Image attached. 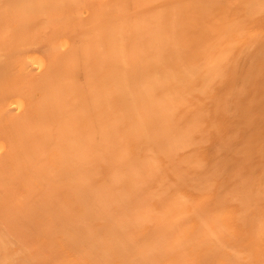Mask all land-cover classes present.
Here are the masks:
<instances>
[{
    "label": "bare ground",
    "instance_id": "obj_1",
    "mask_svg": "<svg viewBox=\"0 0 264 264\" xmlns=\"http://www.w3.org/2000/svg\"><path fill=\"white\" fill-rule=\"evenodd\" d=\"M9 2L0 8V264H264L262 131L261 144L244 137L260 145L250 148L255 170L247 147L231 145L244 139L239 123L226 144L238 153L221 137L264 84V0ZM256 98L246 105L264 104ZM211 139L226 153L214 141L206 151ZM204 150L224 167L207 168ZM233 153L260 174L257 185L241 165L228 173ZM94 165L108 169L97 189ZM236 176L242 189L222 193ZM32 189L57 201L36 200L44 208L34 201L31 213L48 238L20 221L33 220ZM29 230L52 240L36 243Z\"/></svg>",
    "mask_w": 264,
    "mask_h": 264
},
{
    "label": "rangeland",
    "instance_id": "obj_2",
    "mask_svg": "<svg viewBox=\"0 0 264 264\" xmlns=\"http://www.w3.org/2000/svg\"><path fill=\"white\" fill-rule=\"evenodd\" d=\"M4 1H7V2H4ZM9 1H11V0H0V8H1V7H2V8H5V7H3V4H4V6H7L8 4H11V2H9ZM8 2H9V3H8ZM1 3H2V6H1ZM5 4H6V5H5ZM2 17H3V16H2ZM0 18H1V17H0ZM3 18H4V17H3ZM0 20H1V19H0ZM0 22H1V21H0ZM1 23L4 24V20H2ZM1 23H0V26H2ZM263 77H264V76H263ZM260 78L262 79L261 76H260ZM257 80H258V79H257ZM257 80H256V81H257ZM253 82H254V81H253ZM253 82H252V83H253ZM257 82H260V79H259V81H257ZM262 82L264 83V78L262 79ZM256 84H257V83H255V85L252 84V86L254 85L253 87H256V86L258 85V84H257V85H256ZM250 85H251V84H250ZM260 85H262V83L258 85L259 87H261V88L259 89V91L261 90V92H259V95H257V94H258V92H257V94H256V95H257V98H256L255 96L252 97V96H253V93H254V95H255V93H256V90H254L255 92H253V89H257V88H253L252 86H251V87H252L253 89L250 87L252 90L250 89L251 91H249V92H247V91L244 92L243 95L246 94V95L248 96V94H250L251 92H253V93H251L252 95H249V97L253 98V100H254V98H256V101L259 100L258 98H260L261 95H263V97H264V94H263V92H264L263 90H264V89L262 90V87L264 88V86H263L264 84H263L262 86H260ZM220 89H221V88H220ZM257 90H258V89H257ZM218 91H219V90H218ZM225 91H227V90H226L225 87H223V89H221V91H220L221 93H220V92H219V93L216 92V93H217L218 96H219V94H220V95H221V94L223 95L224 93H226ZM262 91H263V92H262ZM22 93L25 94V92H22ZM80 93H83V92H80ZM85 93H87V92H85ZM260 93H262V94H260ZM217 94H215V95H217ZM222 95H221V96H222ZM243 95L241 94V96H243ZM246 95H245V96H246ZM218 96H217V97H218ZM223 96H224V95H223ZM258 96H260V97H258ZM243 97H244V96H243ZM243 97H242V99H241V97H240L239 99L242 101L243 99H245V98H243ZM247 98H248V97H247ZM247 98H246V99H247ZM251 98L245 100V102H247L248 100H250V103H251V100H252ZM260 100H261V99H260ZM238 101H239V100H238ZM241 101H239L240 104H241ZM243 101H244V100H243ZM243 101H242L243 106H239V107H243V109L237 107L238 110H239L240 112L242 111V113H239V115H238V113H237V112H239L238 110H237V111L234 110V111H233L234 113L232 112L230 118H231L232 116H234V115H235V116H234V118L232 117L231 120H230L229 122L226 120L227 122L224 124L225 126L223 125V127H224V129H225L224 132H223V130H222L223 134H224V133H226V134H224L225 136L223 135V136H221V137H223V138L225 137V138H224V140H225L226 137L228 138V136H229L228 133L232 134V135L234 136V138H235V136H239V135L241 136L242 134H243V135L245 134L246 136H243V135H242V137L239 136V137H237V138L239 139V138L247 137V139H248V137L250 138V136H252L253 138L256 137V138H255V139H256V143H255V141H253V144L255 143L254 145H256V144H258V143L261 144V141H262L261 137L264 138V135H263V134H264V132H263V131H264V129H263V128H264V124H263L264 122H263L262 124H261V122H262L264 119L261 120V122H259V118L261 117V119H262V118L264 117V115H263V114H264V109H263L264 104L262 103V102H264V99H262V101H258V104L260 105V104L262 103L261 105H263V106H261V105L258 106L257 104L254 105V103L251 104V105H253L254 107L257 106V107L255 108V111H254V109H253L254 107H251V106H250V108H252V109H250V108H249V105H246V104H248V102L245 103V102H243ZM239 102H238V103H239ZM244 103H245V104H244ZM242 104H241V105H242ZM214 105H215V104H214ZM214 105H213V106H214ZM238 105H239V104H238ZM213 106H212L211 109H214ZM215 107H216V106H215ZM246 107H247V108H246ZM245 108H246V109H245ZM248 108H249L250 110H247ZM211 109H210V110H211ZM244 109H245V110H244ZM256 109H257V111H256ZM259 110H260V111H259ZM215 111H216V110H215ZM215 111H214V113H215ZM248 111H252V112L249 113ZM217 112H218V111H217ZM253 112H256L257 114H256V113L253 114ZM212 113H213V111H212ZM214 113H213V115L216 114V113H215V114H214ZM243 113H249V114H243ZM233 114H234V115H233ZM236 114H237V116H236ZM252 114H253V115H252ZM218 115H219V114H216V117H218ZM240 115H241V116H240ZM247 115H248V116H251V117H250L251 119H254V118H255V119L253 120V121H254L253 123L250 122L251 125H253V126H251V125L249 124V122H248V124H247V122H246V118L248 117ZM239 116H240V118H239ZM244 116H245V119H244L245 121H243ZM253 116H255V117H253ZM256 116H258V118H256ZM211 117L214 119L215 116L213 117L212 114H211ZM216 117H215V119H214V121H213L214 123H217V122H218V121L216 120ZM219 117H220V115H219ZM235 117H236V118H235ZM237 117H238V118H237ZM252 117H253V118H252ZM250 118L248 117V118H247V121H251ZM213 119H211V120H213ZM228 119H229V118H228ZM215 120H216L217 122H215ZM218 120H220V119H218ZM232 120H233V121H232ZM239 120H241V121H239ZM256 120H257V122H256ZM237 121H239V122H237ZM230 122H231V123H230ZM244 122H246L248 128L246 127V124H242V123H244ZM232 123H233L234 125H236V124L239 123L238 126L241 125V126L239 127V130L237 129L239 135H238L237 131H236V132H235V131H234V132H231V130L233 131V130H235L236 127H237V126L231 127V126H233V125H230V124H232ZM254 123H255V125H254ZM257 123H258V124H257ZM226 124H227V125H226ZM228 124L230 125L231 129L227 128L228 132H225V131H227L225 127H226V126H229ZM259 124H261V125L263 126V128H262L261 125H259ZM182 125H183V122L180 124L179 127H176V129H178V132H179L180 129L182 128V127H181ZM256 125H258L260 128L257 126V129H256V127H255ZM250 126L253 127V128H255V130H252L253 128H251ZM233 128H234V129H233ZM246 128H247L248 130L251 128V129H250V133H249L248 130H246ZM240 129L243 131V133H242V131L240 132ZM261 129H262V130H261ZM256 131H257V132H256ZM261 131H262V134L260 133ZM172 132H173V131H172ZM251 132H253V134H252ZM254 132H255V133H258V134H254ZM210 133H211V131H210ZM210 133H208V134H210ZM234 133H237V134H234ZM248 133H249V134H248ZM173 134H174V133H173ZM213 134H214V133H213ZM217 134H218V133H217ZM220 134H221V133H220ZM227 134H228V135H227ZM251 134H252V135H251ZM260 134H261V137L258 136V135H260ZM171 135H172V134H171ZM248 135H249V136H248ZM253 135H256V136H253ZM208 136H209V135H208ZM210 136H211V134H210ZM215 136H218V135H213L214 139H215ZM213 137H211V138H213ZM218 137H219V136H218ZM218 137H217L216 139H219V138H220V137H219V138H218ZM230 137H231V136H229V138H228V140H229L228 142H227V139H226V142H224V146H225V147H228V146H229V145H226V144H227V143L230 144L229 142L232 140ZM257 137H258V139H257ZM232 138H233V137H232ZM234 138H233V139H234ZM0 139L6 141V140H5L4 138H2V137H1ZM214 139H213V140L211 139V144H210V142L206 141V140H209V139H206V140H205V141L207 142V144H206L207 146H205V147H206V148H205L206 151H208V149H207L208 144L210 145L209 147L212 148V145H213V142H212V141H214V146H216V147H213V148L216 149V148L218 147V145H219L220 140H222V138H221L219 141H218V140L215 141ZM224 140H222V141H224ZM239 140H241V139H239ZM239 140L234 139V140H232L233 142L231 141V143H232V144H231L232 147H233V145L235 146V141H236V145H238V146L233 147V149H234V150H235V148H237V149H241L240 146H242V147H243V148H242L243 151L246 150V152H247V151L249 150V153H248V154L246 153V155L251 154V155H250L251 157H249V159H248V158L246 159V160H248L247 164H248L251 160H252L251 162L253 163V160L257 157V156L255 157V155H256V153H257L258 151H257V152H254V151H252V150H253V149L256 150L257 147H258V148L260 147V145H258V146L256 147V146H254L253 144L248 143V141H249L250 139H249V140H246L245 138L243 139V140H246L247 142H246V141H243V140H241V141H242V142H241V141H239ZM253 140H254V139H253ZM263 140H264V139H263ZM209 141H210V140H209ZM237 141H238V143H237ZM251 141H252V140H251ZM257 141H258V142H257ZM249 142H250V141H249ZM263 142H264V141H263ZM204 143H205V142H204ZM220 143H221V142H220ZM222 143H223V142H222ZM222 143H221V144H222ZM233 143H234V144H233ZM251 143H252V142H251ZM221 144H220V145H221ZM204 145H205V144H204ZM220 145H219V146H220ZM231 145H230V146H231ZM224 146H222L224 149L220 146V147H221V148L219 147L220 150L222 149V150L225 151L226 148H225ZM245 146L247 147L248 150L244 148ZM209 147H208V148H209ZM239 147H240V148H239ZM203 148H204V147H203ZM203 148H202V152H203ZM219 148H218V149H219ZM250 148H251L252 150H251ZM261 148H262V147H261ZM228 149L231 150V152H234L233 149H231V148H229V147L227 148V150H228ZM237 149H236L235 152L238 151ZM212 150H213V149H212ZM212 150H211V151H212ZM229 150H228V151H229ZM206 151L204 150L205 153H208V152H206ZM211 151L209 152V153L212 154V155H211V158H210V156H209V155H210L209 153H208V155H206V157L209 156V158L212 159V161H210V162H212V163H209V158H208V165H207V168H209L212 164L217 163V161H215V163H213V160H215L216 158H213L214 155H213V153H212ZM228 151H227L228 155H229V154L232 155V153H231V152H228ZM241 151H242V150H241ZM235 152H234V153H235ZM259 152H260V151H259ZM224 153H226V151H225ZM234 153H233V157H234V156H235V157L237 156V158H238V155H235ZM237 153H238V152H237ZM239 153H240V152H239ZM242 153H243V152H242ZM242 153H241V154H242ZM244 154H245V152H244ZM254 154H255V155H254ZM258 154H260V153H258ZM263 154H264V152H263ZM263 154L261 153L260 158L264 157ZM231 155L228 156V157L222 156V158L225 157L224 159L230 157L229 159H227V160H229V161H228V162H229L228 164H230V165H228V164L226 163V164L229 166V168H227L228 166L225 167V168H227L228 173L232 171V170H230V169H232V167H233V170H234V169L236 170V169H237L236 166H240V165H241V164L239 165V161L241 162V159H243V161H246L244 158H238L239 160L236 159L237 162H235V161H236V160H235V157H234V161H233V159H232L233 157H232ZM242 155H243V154H242ZM246 155H244V156L247 157ZM252 155H254V156H252ZM139 156H140V155H139ZM212 156H213V157H212ZM226 156H227V154H226ZM254 157H255V158H254ZM258 157H259V156H258ZM258 157H257V158H258ZM157 158H158V157H157ZM253 158H254V159H253ZM257 158H256V161H254V162H255V163H254L255 166H254V164H252V165H253L252 168H254L253 170H255V168L257 167V164H256V162H258V161H257ZM230 159H232V161H233L234 164L231 163ZM262 159H263V158H262ZM262 159H261L260 161H262ZM216 160H219V159H216ZM221 160H222V159H221ZM249 160H250V161H249ZM258 160H259V158H258ZM243 161H242L241 163H242V165L244 166L245 162H243ZM218 162H219V161H218ZM222 162H223V161H222ZM222 162H221L220 164H219V163H217V164H219V165L221 166V165H222ZM225 162H226V161L224 160V163H225ZM235 163H236V164H235ZM237 163H238V164H237ZM260 163H261V162H260ZM260 163L258 162V165H259ZM170 164H171V163H170ZM209 164H210V165H209ZM226 164H225V165H226ZM231 164H233V166H232ZM247 164H246V165H247ZM262 164H264V160L262 161ZM165 165H166V164H165ZM167 165H168V163H167ZM219 165H218V167H220ZM242 165L240 166V168H241V167L243 168ZM250 165H251V164H250ZM94 166H95V167H94V168H95V171H96V172L98 173V175L100 176V177L98 178V180H99L98 183H97V181H96V183H94V187L96 188L97 184H101L102 177L106 178L105 176L108 175V174L106 173V172L108 171V169H106L107 171H104V170H103V167H104V166L100 165V166H102L101 168H100V166H99V167L96 166V165H94ZM212 166H213V165H212ZM212 166H211V167H212ZM222 166H223V165H222ZM248 166H249V165L245 166V167L242 169V171H240V168H238V170H239V172H240V173L238 172V173H239V176H241V178H242V174H243L245 180H246V178L249 179V177H251V178L253 179V177H254V176H253V177L250 176V175H251V172L253 173V170L251 169V166H249V168H250L251 170L249 171V170L247 169V171H246V167L248 168ZM262 166H263V165H262ZM262 166H260V168H259V169H261V170H258V168H257V169H256L257 172L254 171V172H255V175H256L257 173L259 174L260 172H262ZM168 167H170V165H168ZM168 167H164V169H166V168H168ZM223 167H224V166H223ZM223 167H222V168H223ZM105 168H108V167L105 166ZM170 168H171V167H170ZM222 168H219V172H220V173L224 172V173H222V174H224V178H225V177L227 176L228 173L226 174V173H225L226 171H222V170H226V169H224V168L222 169ZM164 169H163V170H164ZM166 170L168 171L169 169H166ZM166 170H165V171H166ZM170 170H171V169H170ZM208 170H212V169H207V171H208ZM220 170H221V171H220ZM238 170H237V171H238ZM243 170H244V172L246 171L247 173L249 172L250 174H249V173L247 174L246 172H245V174L242 173ZM263 170H264V168H263ZM165 171H164V172H165ZM167 171H166V172H167ZM259 171H260V172H259ZM96 172H95V173H96ZM166 172H165V173H166ZM168 172H169V174L166 173V175H165V174H163V175H165V176L170 175L171 171H168ZM235 172H236V171H234L233 174H234V175H237V173H235ZM100 173H101L103 176H101ZM209 173H210V172H209ZM211 173H213V171H211ZM231 173H232V172H231ZM231 173H230V175H231ZM222 174H219V176H220V181H222V180H221V179H222L221 176H223ZM240 174H241V175H240ZM225 175H226V176H225ZM234 175H233V176H234ZM252 175H253V174H252ZM259 175H260V174H259ZM259 175H256V176L254 177L255 179H254V181H252V182H253L252 185H254V182L256 181V178H257V176H259ZM219 176H218V177H219ZM228 176H229V175H228ZM228 176H227V178L229 179L230 176H229V177H228ZM245 176H247V177H245ZM234 177H235V176H234ZM234 177L231 178V179H234V180H231V179H230V180H227V179H226L225 182H224V186H222V185L220 186V188L223 187L224 190H223L222 188H221L220 190H221V191L223 190V191H225V193H228V194H229V193L235 192V190H236L237 188H238V189H242V187H240V186L237 185V184L235 185V186H237V187L234 186V188H236V189L232 188L233 184H235L234 181H235L237 178L240 179V177H237V176H236V178H234ZM167 178H168V176H167ZM258 178H259V177H258ZM100 179H101V180H100ZM252 179H249V180H252ZM245 180H243V181H245ZM259 180H260V178L258 179V181H259ZM223 181H224V179H223ZM223 181H222V182H223ZM237 181H238V180H237ZM239 181H240V180H239ZM258 181H257V182H258ZM10 182H11V181H10ZM94 182H95V181H94ZM231 182H232L233 184H232ZM92 183H93V182H92ZM105 183H107L106 180H105ZM105 183H103V184H105ZM220 183H221V182H220ZM236 183H237V182H236ZM238 183H239V182H238ZM249 183H251V182H249ZM221 184H222V183H221ZM262 184H263V187H264V180H263ZM95 185H96V186H95ZM255 185H257L256 182H255ZM91 186H92V188H93V184H92ZM106 186H109V187H108V189H109V188H110L111 186H113V185H109V184H108V185H104V186L102 185V187H105V189H107ZM238 186H239V187H238ZM99 187H100V185H99ZM102 187H101V188H102ZM92 188H91V189H92ZM111 188H112V187H111ZM111 188H110V189H111ZM67 189H68V188H67ZM96 189H97V188H96ZM118 189H119V188H118ZM118 189H117V190H118ZM62 190H63V189H61V191H59V193L63 192ZM66 191H67V190L64 189V193H65V194H66ZM113 191H114V189H113ZM115 191H116V190H115ZM221 191H220V192H221ZM223 191H222V193H224ZM57 192H58V191H57ZM69 192H70V189H69V191H68L67 193H69ZM30 193H31V192H30ZM30 193H28V195H30ZM59 193H58V195H60ZM64 193L61 194L62 197H63V199H64V195H63ZM222 193H221V195H222ZM46 196H48V195H46V194L38 195V191H35L34 189H32L31 198H30V196H29V198H28L29 200H28V199H27V200L29 201L30 204L34 203V204H32L31 206L35 205L36 200H39V199H40V201H42V203H43V205H44V203H46V200H45V199H47ZM65 196H68V194H66ZM48 197H49V199H51V200L53 199V198H51V195H49ZM60 197H61V196H60ZM69 197H70V196H68V198H69ZM58 198H59V197L57 196V200H59ZM70 198H71V197H70ZM70 198H69V199H70ZM73 198H74V197H73ZM76 198L78 199V197H76ZM76 198H74V199L76 200ZM30 199H31V200H30ZM49 199H48V200H49ZM63 199L61 198V200H59V201H61V204H62V205H63V203H64V202H63ZM65 199H67V197H66ZM74 199H70V202H71L72 205L74 204V206H76V205H75V200H74ZM27 200H26L25 202H27ZM44 200H45V202H43ZM73 200H74V201H73ZM31 201H32V203H31ZM34 201H35V202H34ZM59 201H58V202H59ZM64 201H65V200H64ZM37 202H38V201H37ZM37 202H36V205H39L41 208H44L45 205L43 206L41 203H38V204H37ZM50 202H51V201H49V203H50ZM52 202H53V200H52ZM62 202H63V203H62ZM27 203H28V202H27ZM29 203H28V205H30ZM55 203H57V201H56ZM55 203L53 202V204H55ZM79 203H80V202H79ZM51 204H52V203H51ZM53 204H52V205H53ZM61 204H59V205H61ZM76 204L78 205L77 202H76ZM25 205L28 206L27 204H25ZM49 205H50V204H49ZM49 205H48V206H49ZM59 205H55V206L57 207V206H59ZM22 206H23L22 209H23V208H24V209L26 208V209L24 210V212L26 213V211H28V210H27V207H25L24 205H22ZM48 206H46V207H48ZM55 206H54V207H55ZM29 207H30V206H28V209H29ZM35 207H36V206H35ZM40 207H39V208H40ZM39 208L37 209V207L34 208V206H33L32 208H30V211H29L30 213H26V216H27L28 214H30V216H29V215L27 216V217H30L29 219H32V218H33V220H31V221H30V220L28 221V218L25 216V213H23V210L20 208V211L22 210V213H21L20 215H23V214H24V215H23L24 217L22 216V218L25 220V217H26L28 223H27L26 221L23 222V220H20V221H21V223H23V224H27L30 230H33L34 227L37 226L36 229H35V230H37V232L40 231V230H38V229H41V231L44 232V234H41V237H42L43 235H46V237L48 238V236H47V235H48V232H46V231L44 230V228L41 226L42 223H41L40 225L37 223V224L39 225V228H38V225H34V223H35L34 219L37 220V219H39V217L37 218V215H35V214H32V215H31V213H33L34 210H39ZM41 208H40V209H41ZM75 208H76V207H75ZM75 208H74V209H75ZM76 209H77V208H76ZM76 209H75V210H76ZM72 210H73V206H72ZM75 210H74V211H75ZM74 211H73V213H74ZM76 211H77V210H76ZM69 212H70V213H69V216H70L71 211H69ZM53 214H55V213H53ZM74 214H75V213H74ZM67 215H68V214H67ZM31 217H32V218H31ZM19 218H21V217H19ZM19 218H18V219H19ZM51 218H53L52 220L55 219L54 217H51ZM39 220H40V219H39ZM32 221H33V225L31 226V225H29V222L32 223ZM37 221H38V220H37ZM38 222H39V221H38ZM40 226H41V227H40ZM32 227H33V228H32ZM37 228H38V229H37ZM30 230H29V233L31 232ZM58 230H59L58 228L54 229L53 233L55 234V231H58ZM41 231H40V233H43V232H41ZM45 232H46L47 234H45ZM32 233H33V231H32ZM49 233H50V232H49ZM53 233H52V234H53ZM58 233H59V232H58ZM34 234H36V232H35ZM37 234H38V233H37ZM52 234H49V236L52 235ZM54 234H53V235H54ZM60 234H61V233H59L58 235H60ZM53 235H52L51 238H53V237L55 238V236H53ZM55 235H57V233H56ZM30 236H31L32 240H33V238H34L33 241L36 240V241H35L36 243H40V242H43V241L48 242V240H49V241L52 240V239H47L45 236H44V238H45V240H44V239L41 238L40 236H38V237H37V236L35 237V235L33 236L31 233H30ZM38 238H39V239H38ZM54 238H53V239H54ZM38 240H39V241H38ZM32 243H33V242H32ZM32 243H31V244H32ZM31 244H30V245H31ZM78 244L81 245V244H82L81 241H80ZM83 245H84V243H83ZM26 248H27V247H26ZM79 249H80V247H79ZM79 249H78V250H79ZM36 258H37V257H36ZM36 258H35V260H36ZM32 259H33V258H32ZM35 260H34V261H35ZM39 261H40V259L37 260L36 263H33V262H32V263H33V264H41V263L44 264L43 261H42V262L40 261L41 263H39ZM81 262H82V261H81ZM81 262H80V263H81ZM46 263H49V262H46ZM14 264H19V262L16 261Z\"/></svg>",
    "mask_w": 264,
    "mask_h": 264
}]
</instances>
